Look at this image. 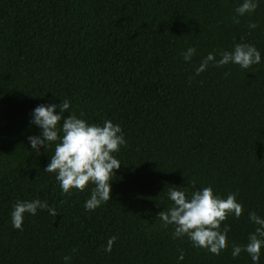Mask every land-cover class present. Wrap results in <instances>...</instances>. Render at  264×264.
Masks as SVG:
<instances>
[{
  "label": "trees",
  "instance_id": "16d2710c",
  "mask_svg": "<svg viewBox=\"0 0 264 264\" xmlns=\"http://www.w3.org/2000/svg\"><path fill=\"white\" fill-rule=\"evenodd\" d=\"M238 2L0 0V264H65V256L70 264H252L245 252L233 258L231 244L247 242L249 211L264 215V3L237 24ZM241 37L261 51L260 64L194 75L202 57ZM189 46L197 54L186 62ZM62 99L125 133L111 199L94 211L83 206L89 189L63 194L43 170L52 149L37 155L27 140L40 132L32 110ZM208 185L244 206L224 222L219 255L174 239L157 219L171 203L168 188ZM37 197L57 216L38 210L14 229L12 205Z\"/></svg>",
  "mask_w": 264,
  "mask_h": 264
},
{
  "label": "clouds",
  "instance_id": "9594fccd",
  "mask_svg": "<svg viewBox=\"0 0 264 264\" xmlns=\"http://www.w3.org/2000/svg\"><path fill=\"white\" fill-rule=\"evenodd\" d=\"M264 0H239L234 8L233 23H239L240 17L251 15ZM249 29H255V23H249ZM197 54V49L189 46L181 53L188 62ZM262 62L261 51L252 43L244 41L234 43L230 49L209 52L202 57L194 68V75L199 76L211 67H222L228 64L248 69ZM192 77H189L191 80ZM59 109V111H57ZM68 111L69 115L64 116ZM29 123L36 125L38 135H29L27 140L31 149L40 154L41 149L48 152L51 148L50 160L44 171L54 173L63 194L89 189V196L84 201L86 211H94L97 207L111 199L112 180L121 161L115 155L126 146L125 133L119 123L105 119L101 123H91L71 110L68 99L57 104L49 102L36 106ZM237 193L230 192L222 197L211 185L201 186L191 192L185 187L168 188L166 197L170 205L157 214L163 227H172V237L187 239L194 248L219 255L228 247L229 225L224 223L229 216L239 219L244 211L243 204L237 200ZM38 210H47L49 215L57 216L55 207L40 198L17 200L10 213L14 229L21 230L25 215H36ZM252 230L247 235V242L231 244V256L238 257L245 252L252 264H259L264 252V215L256 211L247 213ZM116 236L107 239L105 252H111ZM75 251V249H73ZM65 264H70L71 257L65 256ZM180 251L178 261H183Z\"/></svg>",
  "mask_w": 264,
  "mask_h": 264
}]
</instances>
